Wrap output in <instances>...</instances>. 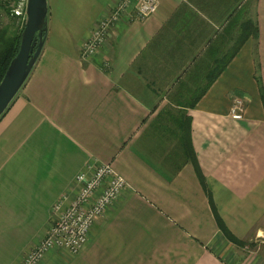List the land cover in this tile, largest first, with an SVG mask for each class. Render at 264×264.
Returning a JSON list of instances; mask_svg holds the SVG:
<instances>
[{
    "label": "crops",
    "instance_id": "crops-1",
    "mask_svg": "<svg viewBox=\"0 0 264 264\" xmlns=\"http://www.w3.org/2000/svg\"><path fill=\"white\" fill-rule=\"evenodd\" d=\"M118 1L46 0L42 50L0 117V264H20L100 164L126 185L78 253L37 264H264V0H158L145 19L131 5L82 60ZM247 22L257 38L239 44Z\"/></svg>",
    "mask_w": 264,
    "mask_h": 264
},
{
    "label": "built area",
    "instance_id": "built-area-1",
    "mask_svg": "<svg viewBox=\"0 0 264 264\" xmlns=\"http://www.w3.org/2000/svg\"><path fill=\"white\" fill-rule=\"evenodd\" d=\"M158 0H119L107 15L98 21L80 51L82 60H90L104 44L107 34L122 18L128 6H133L134 17L145 19L158 9ZM27 0H0V30L6 15L25 19ZM244 102L233 100L230 117L235 120L244 116ZM126 185L110 164H100L78 173L73 186L75 195L63 194L52 205L51 222L45 238L29 251L20 264H37L44 252L52 246H60L78 253L86 244L94 218L103 214Z\"/></svg>",
    "mask_w": 264,
    "mask_h": 264
},
{
    "label": "water",
    "instance_id": "water-1",
    "mask_svg": "<svg viewBox=\"0 0 264 264\" xmlns=\"http://www.w3.org/2000/svg\"><path fill=\"white\" fill-rule=\"evenodd\" d=\"M25 16L18 51L0 82V117L23 86L42 50L46 35V0H27Z\"/></svg>",
    "mask_w": 264,
    "mask_h": 264
},
{
    "label": "trees",
    "instance_id": "trees-1",
    "mask_svg": "<svg viewBox=\"0 0 264 264\" xmlns=\"http://www.w3.org/2000/svg\"><path fill=\"white\" fill-rule=\"evenodd\" d=\"M24 22H25V19L23 20L22 27L18 32L7 35L5 30L2 29L0 31V82L3 78V75L7 69L9 62L11 61V59L15 56V54L18 51L20 36H21V32L24 27ZM249 24L252 25V28L246 27L242 29L243 35H242V38L240 39L239 44H242L250 36H252L253 38H257L258 28H256V26L252 22H247V26ZM198 175L200 179L203 180L202 176L200 174ZM215 217H216V222L218 224V227L220 231L222 232V234L226 237V239L238 245L243 244L241 241L237 240L230 233V231L225 226L224 222L220 219V217L216 213H215Z\"/></svg>",
    "mask_w": 264,
    "mask_h": 264
},
{
    "label": "rangeland",
    "instance_id": "rangeland-1",
    "mask_svg": "<svg viewBox=\"0 0 264 264\" xmlns=\"http://www.w3.org/2000/svg\"><path fill=\"white\" fill-rule=\"evenodd\" d=\"M22 22H23V20H21V19L11 18L10 16L6 15L3 19V23L1 25V30L2 29L5 30L7 35L18 32L22 27ZM50 222H51V220H50ZM245 249L248 250V248H245Z\"/></svg>",
    "mask_w": 264,
    "mask_h": 264
},
{
    "label": "bare ground",
    "instance_id": "bare-ground-1",
    "mask_svg": "<svg viewBox=\"0 0 264 264\" xmlns=\"http://www.w3.org/2000/svg\"><path fill=\"white\" fill-rule=\"evenodd\" d=\"M25 18H26V16H25Z\"/></svg>",
    "mask_w": 264,
    "mask_h": 264
}]
</instances>
